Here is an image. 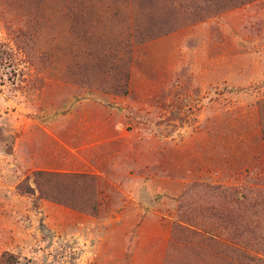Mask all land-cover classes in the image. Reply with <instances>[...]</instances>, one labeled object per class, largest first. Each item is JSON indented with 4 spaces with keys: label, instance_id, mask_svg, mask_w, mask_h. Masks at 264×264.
Returning <instances> with one entry per match:
<instances>
[{
    "label": "rangeland",
    "instance_id": "374dc122",
    "mask_svg": "<svg viewBox=\"0 0 264 264\" xmlns=\"http://www.w3.org/2000/svg\"><path fill=\"white\" fill-rule=\"evenodd\" d=\"M263 99L264 0H0V264H264L218 190H264ZM35 170L95 175L98 214Z\"/></svg>",
    "mask_w": 264,
    "mask_h": 264
},
{
    "label": "trees",
    "instance_id": "16d2710c",
    "mask_svg": "<svg viewBox=\"0 0 264 264\" xmlns=\"http://www.w3.org/2000/svg\"><path fill=\"white\" fill-rule=\"evenodd\" d=\"M100 45L102 46L103 44ZM120 46L123 47L121 51L117 46L111 51L112 55H114L113 58L115 63L123 61V58L121 59L122 52H128L127 44H121ZM101 49V47L96 46L94 52L89 51V55L96 60V63L109 64L110 61H108V57L104 54L107 50L104 49L101 51ZM258 106L261 117L262 137L264 140V99L259 102ZM31 180H33L35 187L32 186ZM247 188L248 187H246V191L249 190ZM18 189L26 194H35L36 191H38L41 197L88 214L97 215L99 211V187L97 178L93 174L84 172L35 170L32 175H28L24 181L20 182ZM218 190H220L224 196L225 201L231 202V204L235 203L238 206L246 207L250 204L253 207H258L259 211L264 209V190L250 189V191L242 192L238 187H225ZM225 204L228 205L227 202ZM246 207H242L241 210H245ZM226 217L231 219L230 211ZM213 237L215 241L220 242L216 235H213ZM243 237H249L250 243L251 233H246L242 238ZM242 253L246 258H256L257 261L263 259L262 257L257 258L245 252ZM1 262L3 264H16L17 259L13 256L12 260V255L6 251L3 254Z\"/></svg>",
    "mask_w": 264,
    "mask_h": 264
}]
</instances>
